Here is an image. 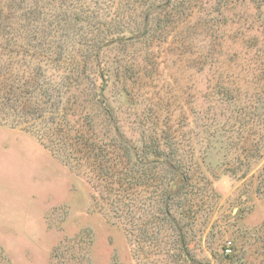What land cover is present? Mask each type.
<instances>
[{
    "label": "rangeland",
    "instance_id": "1",
    "mask_svg": "<svg viewBox=\"0 0 264 264\" xmlns=\"http://www.w3.org/2000/svg\"><path fill=\"white\" fill-rule=\"evenodd\" d=\"M126 1L0 0V264H264V0H174L146 37L142 4L164 0ZM65 124L105 163L129 161L118 136L159 157L111 193L61 144Z\"/></svg>",
    "mask_w": 264,
    "mask_h": 264
},
{
    "label": "trees",
    "instance_id": "2",
    "mask_svg": "<svg viewBox=\"0 0 264 264\" xmlns=\"http://www.w3.org/2000/svg\"><path fill=\"white\" fill-rule=\"evenodd\" d=\"M119 1L120 0H117V2H119ZM101 2L105 5L106 8H109L112 6V4L115 2V0H101ZM134 3L131 5L129 0H127L126 4H121V5L131 7V6H134ZM113 6H114V4H113ZM136 7L141 8L140 5L136 6ZM142 7L143 8L140 10L138 17L141 19L143 26H145V30L141 34L143 37L150 36V34L152 33V29H154L156 27H160L162 24L165 23V21L168 18H170L171 16H174L176 13H178V4L176 5L174 3V0H164V1H161L158 3H155V2H152V3L148 2L147 4L143 3ZM81 8H82V5L80 7V11H81ZM4 13H5L4 8L2 6H0V37H4V36L8 35V33H9V31L7 30L8 26L6 27L3 23L4 18L6 19V17L4 16ZM153 13H157V14H159V16L155 19H151ZM33 14H34V12L31 13V15H33ZM160 15H162V16H160ZM151 23L154 25L151 26V28H150L149 25ZM5 33H7V34H5ZM137 37H138V35H136L135 33H130V35L128 37L112 36L110 40H107L108 42H106L107 43L106 45L122 43V42H125V40L134 41ZM27 43L29 44L30 48L32 49L31 50L32 53L34 51L35 54L31 53L32 54L31 55V54L27 53L25 55L31 56L32 58L39 59L40 63H43V60L46 57L47 58L49 57L48 54L50 51V46H49L48 42H46V41L43 42V41H40L37 37H32L31 40ZM104 44H105V42L103 44H98L96 46L95 50H97V53L99 52V50H101V48L103 47ZM19 47L21 48L24 46H19ZM60 53H58V55L54 56V60H53L54 62L59 63L62 61L63 57L60 55ZM34 55H36V56H34ZM47 60H49V59H47ZM68 63H69L68 65L76 64V62H74V61L68 62ZM36 66L38 69H41V67H42L41 65H39V63H37ZM98 75H100V74H98ZM86 77H87V79H85L84 76H82V78H81L82 81L83 82H89L91 89L95 90L94 96H95L96 102L99 103L100 105L104 104L105 101H104L103 95L101 94V92H99V90L96 91L97 85H96L95 80L92 77H90V81H89V76H86ZM100 79H102V77ZM101 82H102V80H101ZM76 83H77V81H76ZM35 89L37 92L42 90L38 86L35 87ZM40 97L43 98V100L40 102V105H43V107L48 106V107L52 108L53 106H55L54 108H57V105H55L54 103L50 104V100H48L49 95H47L46 93L42 94ZM3 100H5V102L7 101V99L5 97H3ZM15 101H17V100H14V102ZM8 104H10V102L6 103L5 105H8ZM37 106H39V105H37ZM11 107H12L14 112L17 111L15 106H11ZM19 107L20 106H18V108ZM23 108L25 109V106H23L22 109ZM22 109L20 108V111H22ZM39 110L40 111L38 113H41V114L46 113L44 108H41ZM61 111L63 112L64 117L66 114H67V117L69 115L70 116L75 115L73 112H70V114H68L67 111H69V110L68 109L64 110V108L61 110L59 109V111H57V113L61 112ZM67 121L73 122L72 120H67ZM77 123H78V120L77 121L75 120L74 124L76 125ZM46 124H47V122H46ZM58 128H59L58 131L63 134V138L61 139V144L64 146V145H66V143L68 141L67 145L65 146V149L71 150V152H73V151L77 152V154H80L81 157L84 156L85 161L88 163L87 165L91 168V172L94 173L95 176H97V178L106 181L107 187H109L108 190L111 193H114L115 191L118 190V188H115V185H116V187L119 185L118 187H120V188L125 183L128 184L127 187L137 186V184L140 183L139 182V176L134 175V173L137 172L139 170V168H150V167H152L154 164V161H157L156 159H157V157H159L158 156L159 154L158 155L155 154L156 156L154 158L152 157V158L145 160V161L142 160L139 157V155L137 154V152L135 150H133L130 142L128 140L123 139V138H119V136H118L116 138V142L119 143V145L122 146L126 150V151H124V153L126 156H129L128 157L129 161L127 162L126 160H124V162L122 163V160L117 158V156H115L114 159H116V161L114 163H113L112 159H111V163H109V162L105 163V161L103 159L107 158L109 160L108 151L105 152L104 149L102 150V148H100L99 146H95L96 144L94 142H90L88 139H85V137L82 135L83 131H82L81 127L80 128H75V127L69 128V127H67V124H65V127H62L61 125H59ZM69 129H72L71 131L74 130V132L72 134L67 133L66 131H68ZM65 134H66V136H65ZM161 159L162 160L159 161L161 164L167 163L163 157ZM120 162L122 163L121 166H120ZM131 168H134L133 171H130L128 173L127 171H129ZM176 174H177L176 175L177 178L175 179V181L171 182V183L168 182L167 186L165 187V189H166L165 191L167 193V196L170 195L171 199L176 196V195H172V193H174V190L181 187V183H183V181L185 180L184 177L182 176V174H180V173H176ZM130 175H131V177H130ZM176 181H178V183H176ZM122 191L123 190L121 189V192L119 193V194H121V196H122ZM119 194H117V195H119ZM115 195H116V193H115Z\"/></svg>",
    "mask_w": 264,
    "mask_h": 264
},
{
    "label": "built area",
    "instance_id": "3",
    "mask_svg": "<svg viewBox=\"0 0 264 264\" xmlns=\"http://www.w3.org/2000/svg\"><path fill=\"white\" fill-rule=\"evenodd\" d=\"M226 253H231V249H230V245L227 246V248L225 249Z\"/></svg>",
    "mask_w": 264,
    "mask_h": 264
}]
</instances>
